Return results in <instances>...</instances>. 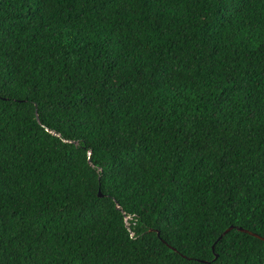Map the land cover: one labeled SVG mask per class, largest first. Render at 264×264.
I'll return each instance as SVG.
<instances>
[{"label":"trees","instance_id":"obj_1","mask_svg":"<svg viewBox=\"0 0 264 264\" xmlns=\"http://www.w3.org/2000/svg\"><path fill=\"white\" fill-rule=\"evenodd\" d=\"M235 227L264 238V0H0V264H264Z\"/></svg>","mask_w":264,"mask_h":264},{"label":"water","instance_id":"obj_2","mask_svg":"<svg viewBox=\"0 0 264 264\" xmlns=\"http://www.w3.org/2000/svg\"><path fill=\"white\" fill-rule=\"evenodd\" d=\"M51 134H54L52 131H49ZM55 135V134H54ZM88 154H89V152H88ZM97 195L98 196H100L101 194H100V192L98 191L97 192ZM233 228V226H228L226 229H224V231L218 236V239L223 235V234H225V233H227L230 229H232ZM235 229L236 230H238V231H243V232H247V233H249V234H251L252 236H254V237H259L257 234H255V233H251V232H248L247 230H244V229H242L241 227H235ZM156 234H158V232H156ZM261 240H264V238H262V237H259ZM215 257V256H214Z\"/></svg>","mask_w":264,"mask_h":264}]
</instances>
